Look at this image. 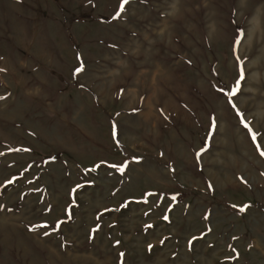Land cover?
<instances>
[{
	"label": "rangeland",
	"instance_id": "374dc122",
	"mask_svg": "<svg viewBox=\"0 0 264 264\" xmlns=\"http://www.w3.org/2000/svg\"><path fill=\"white\" fill-rule=\"evenodd\" d=\"M261 152L264 0H0V264H264Z\"/></svg>",
	"mask_w": 264,
	"mask_h": 264
},
{
	"label": "snow or ice",
	"instance_id": "6c2138e0",
	"mask_svg": "<svg viewBox=\"0 0 264 264\" xmlns=\"http://www.w3.org/2000/svg\"><path fill=\"white\" fill-rule=\"evenodd\" d=\"M124 2H126V0H124ZM243 78H244L243 77V70L241 69L240 80H242ZM240 80L237 81L236 88H234L231 92H229L228 95H235L236 94V91L238 90V87H239ZM233 107H235V105H233ZM237 115H240V113L237 112ZM244 126L247 128L248 124L245 123ZM249 131L251 132L252 130L249 128ZM255 139H256L255 134H253V140L255 141ZM261 155H264V152H261Z\"/></svg>",
	"mask_w": 264,
	"mask_h": 264
}]
</instances>
